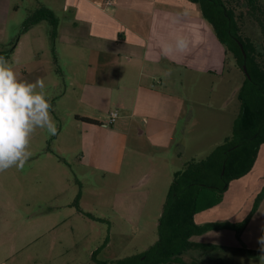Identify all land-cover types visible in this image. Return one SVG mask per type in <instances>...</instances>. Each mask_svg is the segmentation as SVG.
Returning <instances> with one entry per match:
<instances>
[{
  "label": "rangeland",
  "instance_id": "374dc122",
  "mask_svg": "<svg viewBox=\"0 0 264 264\" xmlns=\"http://www.w3.org/2000/svg\"><path fill=\"white\" fill-rule=\"evenodd\" d=\"M11 2L18 11L11 16L7 31L16 33L13 42L35 4L33 0ZM231 6L240 16L241 35L263 49L264 32L246 15L244 0H233ZM57 18L59 21L60 16ZM43 26L48 28L46 22ZM48 41L51 47L49 34ZM243 81L244 75L231 57L222 75L181 71L169 77L166 91L181 90L186 103L187 119L178 127V136L183 140L174 146L176 161L170 163L169 172L158 177L153 167L151 170L146 166L147 160L157 164L152 154L141 158L144 165L125 184L115 183V176L102 170L103 152L96 146L104 132L87 138L91 153L86 157L85 127L76 123L67 110L75 94L68 93L61 103L51 99L58 131L57 135L47 137L45 148L56 152V162L65 173L58 174L56 186L49 188L15 181L16 170L33 166L29 161L23 169L13 167L0 172V264H95L93 253L95 261L110 263L146 251L157 239L158 219L173 172L181 170L191 159H205L231 135L240 109L238 93ZM131 155L128 152L124 157L126 163ZM154 167L158 168V164ZM263 187L264 144L252 170L228 185L221 203L194 217L196 225L245 222L239 236L228 230L210 231L193 238L235 247L231 252L208 253L204 264H261L259 257L264 252L257 250L262 247L259 235L264 221V193L259 200L258 197ZM192 256L184 257L186 264H191Z\"/></svg>",
  "mask_w": 264,
  "mask_h": 264
},
{
  "label": "crops",
  "instance_id": "0c3cea01",
  "mask_svg": "<svg viewBox=\"0 0 264 264\" xmlns=\"http://www.w3.org/2000/svg\"><path fill=\"white\" fill-rule=\"evenodd\" d=\"M33 2L35 8L43 5L60 16L53 44L57 62L53 61L49 30L42 22L20 36L7 58L18 78L28 82L43 79L46 96L57 99L58 103L68 93L75 94L67 110L72 112L76 123L85 127L86 157L91 153L87 148L89 136L93 138L92 134L98 136L102 134L100 131L104 132V138L101 135L98 138V146L93 145L103 152L102 170L114 175L115 183L125 184L133 179L144 165L141 158L151 154L158 168L150 160L146 166L153 167L158 177L169 172L170 163L176 161L174 146L183 140L178 136V127L187 118L181 90L166 91L168 78L181 71L202 76L222 75L228 60L211 25L202 18L199 6L192 0H111V5L106 4L107 0ZM15 9L11 0H0V52L8 50L13 43L16 33L7 31L11 16L18 12ZM177 35L188 37V50L162 56L160 42L171 41ZM111 111H116L118 118L114 125H107ZM48 136L46 129H37L32 135L29 145L32 155L28 161L33 166L16 170L18 184L29 181L34 186L54 188L57 175L65 173L56 162V152L45 148ZM128 152L133 155L126 163L124 157ZM222 231L228 230L217 232ZM259 236L261 241L264 221ZM193 238L194 242L220 247L222 252L235 249L216 241L201 242Z\"/></svg>",
  "mask_w": 264,
  "mask_h": 264
},
{
  "label": "trees",
  "instance_id": "16d2710c",
  "mask_svg": "<svg viewBox=\"0 0 264 264\" xmlns=\"http://www.w3.org/2000/svg\"><path fill=\"white\" fill-rule=\"evenodd\" d=\"M192 1L199 6L202 18L211 25L218 42L224 47L226 59L231 57L244 75L238 93L240 109L231 135L205 159H191L172 174L158 219L157 239L146 251L110 263L95 261L93 253L91 257L95 264H186L184 257L193 254L196 256L191 257V264H204L206 255L221 251L220 247L194 242L193 237L221 230H231L239 236L245 226V222L196 225L194 217L221 203L228 185L252 170L259 148L264 144V48L259 49L249 38L241 35L240 16L231 6L233 0ZM244 7L246 15L264 32V0H244ZM42 22L48 25L53 61L56 63L53 44L59 21L55 13L43 5H37L28 12L11 47L0 55L8 58L18 37ZM56 73L61 77L58 67ZM79 119L97 124L87 118ZM263 193L264 189L258 200ZM208 260L210 262L211 258Z\"/></svg>",
  "mask_w": 264,
  "mask_h": 264
},
{
  "label": "clouds",
  "instance_id": "9594fccd",
  "mask_svg": "<svg viewBox=\"0 0 264 264\" xmlns=\"http://www.w3.org/2000/svg\"><path fill=\"white\" fill-rule=\"evenodd\" d=\"M189 45L187 36L177 35L171 41L160 42V54L164 57L183 54ZM44 88L43 79L20 80L8 59L0 55V172L13 167L23 169L32 155L29 145L37 129L57 135V124L51 115L53 105ZM116 115L113 113V118ZM260 243L264 252V237ZM259 259L264 264V255Z\"/></svg>",
  "mask_w": 264,
  "mask_h": 264
},
{
  "label": "built area",
  "instance_id": "2783aa9c",
  "mask_svg": "<svg viewBox=\"0 0 264 264\" xmlns=\"http://www.w3.org/2000/svg\"><path fill=\"white\" fill-rule=\"evenodd\" d=\"M106 4L111 5L112 4L111 0H107ZM113 113L117 114L115 118H113ZM117 118H118V113L116 111L109 112L108 119H107V125H113L116 122Z\"/></svg>",
  "mask_w": 264,
  "mask_h": 264
},
{
  "label": "water",
  "instance_id": "95a60500",
  "mask_svg": "<svg viewBox=\"0 0 264 264\" xmlns=\"http://www.w3.org/2000/svg\"><path fill=\"white\" fill-rule=\"evenodd\" d=\"M243 70H244V72H245V66H243Z\"/></svg>",
  "mask_w": 264,
  "mask_h": 264
}]
</instances>
